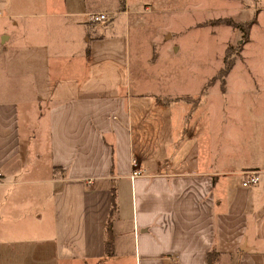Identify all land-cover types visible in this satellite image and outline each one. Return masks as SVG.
<instances>
[{"label":"crops","instance_id":"obj_1","mask_svg":"<svg viewBox=\"0 0 264 264\" xmlns=\"http://www.w3.org/2000/svg\"><path fill=\"white\" fill-rule=\"evenodd\" d=\"M6 1L0 264H207L209 248L219 264H264L262 139L226 155L206 128V90L165 87L156 52L87 17L126 16L129 1ZM252 168L260 180L243 185Z\"/></svg>","mask_w":264,"mask_h":264},{"label":"rangeland","instance_id":"obj_2","mask_svg":"<svg viewBox=\"0 0 264 264\" xmlns=\"http://www.w3.org/2000/svg\"><path fill=\"white\" fill-rule=\"evenodd\" d=\"M102 1L112 2L109 10L123 6L121 0L118 4ZM128 1L126 16L102 9L106 19L96 21L94 29L105 35L127 31L128 42L141 46V53L156 52L165 87L187 93L206 90L201 109L208 113L206 128L213 135V145H224L226 155L241 152L244 142L255 136L264 145V0ZM31 2L6 1L11 7ZM141 2L150 7L144 9ZM111 15L114 20L109 22ZM253 17L249 39L237 52L241 30L225 19L246 22ZM4 20L0 17V29L7 23ZM224 56L235 58L234 64L218 78L215 73Z\"/></svg>","mask_w":264,"mask_h":264},{"label":"trees","instance_id":"obj_3","mask_svg":"<svg viewBox=\"0 0 264 264\" xmlns=\"http://www.w3.org/2000/svg\"><path fill=\"white\" fill-rule=\"evenodd\" d=\"M222 17H224V16H222ZM255 20H256L255 17L246 20V22H244V21L235 22L231 18L225 19L226 24H229L231 26H233V25L237 26L241 30L242 41L236 45L237 52H239L243 48V43L248 41L250 24ZM228 49H232V47H228L227 50ZM226 53H227V51H226ZM223 59L224 60H223L222 65L219 67V69L215 73L218 78H222L223 76L226 75V73L233 66L234 60H235V58H232V57L227 58L226 56H224ZM184 98L189 99V97H184ZM105 230H106V238L104 240L105 251H106V253L110 254L111 253V247H112V245H111L112 234H111L109 222H106ZM220 255L221 254L217 249L209 248V250L207 251L206 256H205L206 257V263L207 264H219V261L221 258Z\"/></svg>","mask_w":264,"mask_h":264},{"label":"built area","instance_id":"obj_4","mask_svg":"<svg viewBox=\"0 0 264 264\" xmlns=\"http://www.w3.org/2000/svg\"><path fill=\"white\" fill-rule=\"evenodd\" d=\"M88 19L91 22H96L97 20H104L106 18L105 13L102 11H95V12H89L88 13ZM134 162V160H133ZM140 172L139 168H135L130 176H133L134 174H138ZM261 170L257 168L247 169L244 171V178L242 179L243 185H253L254 183H257L260 180ZM1 174V172H0Z\"/></svg>","mask_w":264,"mask_h":264}]
</instances>
